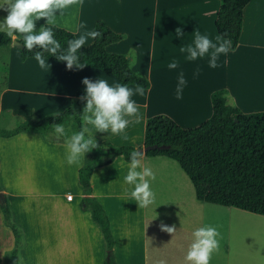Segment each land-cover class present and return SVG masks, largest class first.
<instances>
[{"label":"crops","instance_id":"crops-1","mask_svg":"<svg viewBox=\"0 0 264 264\" xmlns=\"http://www.w3.org/2000/svg\"><path fill=\"white\" fill-rule=\"evenodd\" d=\"M128 2L135 0H83L82 5L68 8V16L59 14L60 18H55V25L72 31L76 38L95 30L97 21L103 20L124 35L109 43L106 50L129 56L133 70L150 80L143 96L131 97L140 106L142 119L126 129L128 139L92 129L100 142L144 147L150 117L165 114L179 125L197 122L211 111L213 114L212 94L219 89H226L228 103L245 113L264 111V0L247 4L239 44L219 56L216 68L209 67V56L189 61L180 48L192 43L195 31L216 42L215 38L221 36L216 26L221 0H154L146 35L139 21L144 14L138 8H129ZM6 16L0 8V22ZM35 23L38 32L46 21L41 18ZM81 24L85 27L79 28ZM178 27L184 33L182 37L176 35ZM94 41L89 38L85 46ZM0 49L4 52L0 64L5 73V78L0 76V82L4 80L0 87V120L5 114L25 120L64 111L77 91L86 89L82 84L85 77L105 79L111 86L121 84L116 76L98 68L69 70L66 62L45 57L48 67L41 69L35 57L22 59L12 44ZM173 60L178 67L169 69ZM181 72L187 84L182 99H177ZM127 86L135 90L137 85ZM65 128L71 135L72 128ZM92 158V152L86 153L83 166ZM129 163L117 156L112 163L97 167L91 177V196L110 219L119 264H159L161 260L165 264H185L192 232L205 225L217 227L220 232V250L213 253L210 264H237L251 238L264 237V215L199 200L188 174L166 155L143 153L142 163L156 176L150 183L155 203L139 208L130 198L131 188L124 183ZM80 168L67 164L63 138L57 140L54 133L52 138L34 131L0 135V193L11 205L14 222L23 229L27 246L22 253L29 258L24 264H105L108 246L102 228L92 210L81 205L85 194L79 182ZM69 194H73L72 199ZM237 209L253 216L244 217ZM237 213H242L238 215L239 234ZM247 219L248 225L244 222ZM161 223L175 225V234L161 231ZM15 241L0 205V264H4ZM44 257L49 259L44 261Z\"/></svg>","mask_w":264,"mask_h":264},{"label":"trees","instance_id":"trees-1","mask_svg":"<svg viewBox=\"0 0 264 264\" xmlns=\"http://www.w3.org/2000/svg\"><path fill=\"white\" fill-rule=\"evenodd\" d=\"M251 0H221L216 26L219 34L231 41V48L239 44L243 24L244 10ZM48 26V25H45ZM95 30L102 35L88 46L79 50L80 63L88 67L103 70L114 75L121 84L150 87V80L132 68L131 59L124 54L110 53L106 50L109 43L121 40L124 35L115 32L103 20H98ZM55 38L62 48H67V41L75 39V34L55 25ZM11 38L0 32V46H8ZM23 42V40L21 39ZM22 59L35 57L25 46L19 49ZM45 57L57 60L45 53ZM58 61V60H57ZM136 73L140 74L138 78ZM85 89L77 91L76 98L60 117L51 113L42 118L29 117L14 128H0L1 136H12L22 131H34L47 138H52L53 124L61 123L72 126L73 132L82 126L80 112L86 101L80 97ZM226 94V95H225ZM227 90L219 89L212 94V116L201 125L184 128L165 114L150 117L145 130V146H152L141 151L148 156L166 155L175 159L193 182L199 200L232 206L252 213L264 215V111L245 113L238 107H229ZM93 149V158L79 170V182L84 189L82 207L90 208L93 218L102 228L108 246L105 264H119L114 254V235L108 215L101 204L92 197L91 177L97 167L112 163L117 156L130 161L132 150L143 146L115 145L102 143ZM159 147L155 148L154 146ZM165 145L167 148H160ZM1 191V188H0ZM5 222L15 235V247L9 253L11 263L18 264V254L24 246L23 229L13 220L12 208L5 195L0 196ZM7 264V262H6Z\"/></svg>","mask_w":264,"mask_h":264},{"label":"clouds","instance_id":"clouds-1","mask_svg":"<svg viewBox=\"0 0 264 264\" xmlns=\"http://www.w3.org/2000/svg\"><path fill=\"white\" fill-rule=\"evenodd\" d=\"M82 2L83 0H3L0 8L7 12V16L0 22V32L6 33L11 38L10 43L14 47L16 46L15 42L19 40L16 35L18 33L22 37L27 51L31 52L34 48L42 49L35 53V60L41 69L48 67L45 53L55 56L58 61L66 62V67L69 70L74 67L82 69L85 64L80 63L79 50L88 42L89 38L92 40L99 38L102 35L101 31H86L78 38L69 39L66 49L62 48L53 31L57 12L64 15L65 10L73 6H80ZM41 18L45 19V25L48 26L42 25L37 32L35 21ZM84 27L83 24L79 25V28ZM176 35L181 37L184 35L181 28L176 29ZM215 40L216 42H213L208 35H202L199 31H195L192 43L181 47L180 51L186 53L185 58L189 61H195L207 55L209 56V67L216 68L219 56L230 51L231 41L221 36H217ZM129 55L134 56V52H130ZM177 67L178 64L175 60L168 64L169 69ZM136 75L138 78L140 77L139 73ZM82 84L86 86V89L80 100L86 101V103L80 112L81 129L69 135V130H66L63 124H53L57 140L63 138L67 164L77 167H83L86 153L100 147L94 138L92 129H95V133L110 132L112 135L121 136L124 140L128 139L126 129L130 124L140 123L142 119L140 106L131 97L134 94L140 96L145 94V88L141 85H137L133 90L126 84L118 83L111 86L105 79L93 81L85 77ZM186 84L187 81L181 72L176 87L177 99H182L183 88ZM227 106L235 107V104ZM53 115L60 117L61 113L57 112ZM142 157L141 151L135 149L131 151L124 183L131 188V200L136 201L139 208H147L155 203V193L152 191L150 183L155 180L156 176L150 167L142 163ZM160 230L174 235L176 227L161 223ZM218 237H220V232L217 227L205 225L195 229L184 257L185 264H210L213 253H218L220 250ZM159 264H165V261L161 260Z\"/></svg>","mask_w":264,"mask_h":264},{"label":"rangeland","instance_id":"rangeland-1","mask_svg":"<svg viewBox=\"0 0 264 264\" xmlns=\"http://www.w3.org/2000/svg\"><path fill=\"white\" fill-rule=\"evenodd\" d=\"M153 3H154V0L153 1H150V0H144L143 1V0H141V1H138V2H137V0H135V2H128V5H129L128 7L129 8H133V10H136L138 8V9H140L141 14L142 15L144 14L143 17L139 18V21L142 22L141 25L144 28L143 35H146L148 33V31H147L148 30V20H149L148 13H149L150 9L153 8ZM128 7L126 6V9H128ZM76 11H77V9H76ZM64 15L65 16H68V9H67V11H65ZM57 16L60 18L59 11L57 12L56 17ZM132 35L134 36V33L133 32H132ZM0 47H3V46H0ZM3 53L4 52H2L1 49H0V59H3L4 58ZM3 66L4 65L0 64V76L5 78V73L3 71ZM3 84H4V80L0 82V87ZM211 114H212V111L204 119H200L199 121L194 122V123H191V124H181L180 123V125L185 126V127L199 126L203 122H205L211 116ZM23 121L24 120L21 119V118H19V117H12L9 114L8 115L5 114V118H2L0 120V127H3V128H13L14 126H17L18 124L22 123ZM70 127L72 128V126H70ZM0 196H1V193H0ZM237 212H242L243 215H244V217H246V216L247 217L253 216L249 212L246 213V212H243V211L238 210V209H237ZM242 213H237V228L236 229H237V233L238 234H239V229L241 227V224H239L240 221H238V217H239L238 215H241ZM244 222L247 225L249 224L248 219L247 220H244ZM26 246H27V243L24 240V246L20 249L19 254H18V261H19L18 264H24V261L25 260H26V262H27V260H29L28 255H24V257H23V253H22V250L24 248H26ZM11 251H9L7 253V255H6V257L4 258V261H5L4 264H6V262H7V264H15V262H12L11 263L10 258H9V253ZM239 258L241 260H238L237 264H264V237L263 236H260V235L253 236L251 238V242H250L249 246H247V250H245L244 254L241 255ZM43 259H44V261H47L49 258L48 257H44ZM115 259H116V257H115ZM27 264H31V263H27ZM45 264H49V263H45Z\"/></svg>","mask_w":264,"mask_h":264},{"label":"water","instance_id":"water-1","mask_svg":"<svg viewBox=\"0 0 264 264\" xmlns=\"http://www.w3.org/2000/svg\"><path fill=\"white\" fill-rule=\"evenodd\" d=\"M16 43V47L18 48V49H22V48H24V43L21 41V40H18L17 42H15ZM152 146H145V147H143V148H141L140 149V151H147L149 148H151ZM155 148H157V147H159L158 145H155L154 146ZM168 146H165V145H162V146H160V148H167ZM1 196H2V194H1Z\"/></svg>","mask_w":264,"mask_h":264},{"label":"built area","instance_id":"built-area-1","mask_svg":"<svg viewBox=\"0 0 264 264\" xmlns=\"http://www.w3.org/2000/svg\"><path fill=\"white\" fill-rule=\"evenodd\" d=\"M68 198H69V199H72V198H73V194H69V195H68Z\"/></svg>","mask_w":264,"mask_h":264}]
</instances>
